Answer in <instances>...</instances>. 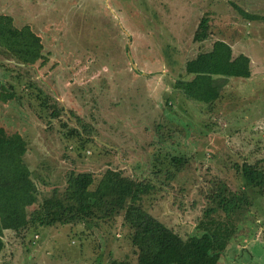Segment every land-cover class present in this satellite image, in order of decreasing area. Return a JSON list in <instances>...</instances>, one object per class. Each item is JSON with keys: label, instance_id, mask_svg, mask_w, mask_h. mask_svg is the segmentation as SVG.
Here are the masks:
<instances>
[{"label": "rangeland", "instance_id": "rangeland-1", "mask_svg": "<svg viewBox=\"0 0 264 264\" xmlns=\"http://www.w3.org/2000/svg\"><path fill=\"white\" fill-rule=\"evenodd\" d=\"M244 13L264 16V0H0L1 24L14 32L28 25L36 36L31 56L0 43V88L15 91L0 101V126L26 140L39 199L70 170L93 171L95 182L108 167L146 178L157 162L174 170L165 156L184 154L186 166L147 209L186 236L210 206L211 187L244 190L249 201L234 211L237 229L217 264H264V185L245 187L233 167L258 161L264 171V19ZM203 17L208 35L195 41ZM218 39L249 56L252 76L229 80L209 109L176 84L185 62ZM122 222L30 226L5 236L0 264L134 261Z\"/></svg>", "mask_w": 264, "mask_h": 264}, {"label": "trees", "instance_id": "trees-1", "mask_svg": "<svg viewBox=\"0 0 264 264\" xmlns=\"http://www.w3.org/2000/svg\"><path fill=\"white\" fill-rule=\"evenodd\" d=\"M244 15L249 20L264 19V16ZM6 17L0 15V24ZM1 28L5 32V37L0 35L2 45L5 43L9 49L21 53L29 51V56L34 53L36 36L28 25L15 32L5 23ZM207 31L208 20L203 17L194 40L206 39ZM184 72L187 76L179 79L176 86L186 99L209 109L220 99L229 80L252 76L249 56L233 55L231 45L222 39L215 40L210 50L187 60ZM14 96V90L0 88V101L6 103ZM43 105L48 106L46 98ZM50 107L51 116L57 117V109L52 104ZM82 129L86 130L84 126ZM76 130L77 136H81L80 130ZM26 151L27 142L20 133L9 134L0 126V252L4 247L2 230L17 235L30 226L82 224L90 229L100 228L101 223L121 216L122 224L129 231L135 260H118L114 264H217L237 229L236 220L232 221L234 211L241 210L249 201L246 191L236 193L219 181L205 192L210 206L193 231L182 236L151 214L145 201L155 190L165 189L163 185H172L187 164L188 158L184 154L165 156L164 160H168L174 170L157 162L146 178L108 167L95 182L93 171L70 170L62 186L53 187L40 200L36 182L24 160ZM233 167L245 187L259 188L263 192L264 171L260 162L244 160L234 163Z\"/></svg>", "mask_w": 264, "mask_h": 264}, {"label": "crops", "instance_id": "crops-1", "mask_svg": "<svg viewBox=\"0 0 264 264\" xmlns=\"http://www.w3.org/2000/svg\"><path fill=\"white\" fill-rule=\"evenodd\" d=\"M24 233V232H23ZM13 234V236H16V234L13 232V231H10V230H6V232H4L3 233V235H2V240H3V244H4V247H3V249L1 250V252H0V258H2V257H5V256H7V253H6V249H7V247H8V243L6 244V239H7V235L8 236H10V235H12ZM35 235H37V238H38V234H35ZM5 236H6V239H5ZM37 238H35V236H34V238H32V239H37ZM33 242H34V240H33ZM20 248H21V245H20ZM26 249H27V247L24 249L25 251H26ZM27 252V251H26ZM10 254H9V256L11 257L14 253L13 252H9ZM21 253H22V248H21ZM33 255V254H32ZM32 258H33V256H31ZM16 260H19L20 259V256L18 257H16L15 258ZM26 259H29L30 260V258H26ZM43 259V261L47 264V263H51L50 262V260H49V258L48 259H46L45 260V258H42ZM13 260H14V258H13ZM15 260V261H16ZM29 264H30V262H28Z\"/></svg>", "mask_w": 264, "mask_h": 264}, {"label": "water", "instance_id": "water-1", "mask_svg": "<svg viewBox=\"0 0 264 264\" xmlns=\"http://www.w3.org/2000/svg\"><path fill=\"white\" fill-rule=\"evenodd\" d=\"M133 67H134V68L136 67L135 64H133Z\"/></svg>", "mask_w": 264, "mask_h": 264}, {"label": "built area", "instance_id": "built-area-1", "mask_svg": "<svg viewBox=\"0 0 264 264\" xmlns=\"http://www.w3.org/2000/svg\"><path fill=\"white\" fill-rule=\"evenodd\" d=\"M35 238H37V235H35Z\"/></svg>", "mask_w": 264, "mask_h": 264}, {"label": "flooded vegetation", "instance_id": "flooded-vegetation-1", "mask_svg": "<svg viewBox=\"0 0 264 264\" xmlns=\"http://www.w3.org/2000/svg\"><path fill=\"white\" fill-rule=\"evenodd\" d=\"M1 15H4V14H1Z\"/></svg>", "mask_w": 264, "mask_h": 264}]
</instances>
